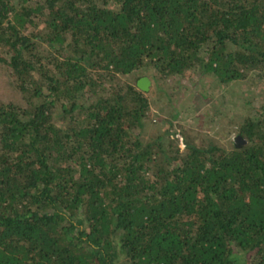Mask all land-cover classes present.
Here are the masks:
<instances>
[{
    "label": "trees",
    "instance_id": "1",
    "mask_svg": "<svg viewBox=\"0 0 264 264\" xmlns=\"http://www.w3.org/2000/svg\"><path fill=\"white\" fill-rule=\"evenodd\" d=\"M143 68L264 75V0H0V264H264V101L154 130Z\"/></svg>",
    "mask_w": 264,
    "mask_h": 264
},
{
    "label": "rangeland",
    "instance_id": "2",
    "mask_svg": "<svg viewBox=\"0 0 264 264\" xmlns=\"http://www.w3.org/2000/svg\"><path fill=\"white\" fill-rule=\"evenodd\" d=\"M154 70L143 68L129 74L131 81L148 76L151 80L146 94L150 100L151 126L163 131L171 119L182 130L199 140L209 136L228 145L237 134L242 116L254 114L264 101V75L255 71L243 78L222 85L213 75L200 72L186 74L181 79L153 78ZM137 80V81H138Z\"/></svg>",
    "mask_w": 264,
    "mask_h": 264
},
{
    "label": "water",
    "instance_id": "3",
    "mask_svg": "<svg viewBox=\"0 0 264 264\" xmlns=\"http://www.w3.org/2000/svg\"><path fill=\"white\" fill-rule=\"evenodd\" d=\"M150 83H151V80H150V78L148 76H142L137 81V84L139 85V87L142 88L145 91L149 90ZM238 138H240V136L236 137V139H238Z\"/></svg>",
    "mask_w": 264,
    "mask_h": 264
}]
</instances>
